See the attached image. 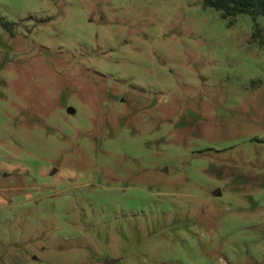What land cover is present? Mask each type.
Returning <instances> with one entry per match:
<instances>
[{
  "label": "rangeland",
  "instance_id": "374dc122",
  "mask_svg": "<svg viewBox=\"0 0 264 264\" xmlns=\"http://www.w3.org/2000/svg\"><path fill=\"white\" fill-rule=\"evenodd\" d=\"M107 261L264 264V16L0 0V264Z\"/></svg>",
  "mask_w": 264,
  "mask_h": 264
},
{
  "label": "trees",
  "instance_id": "16d2710c",
  "mask_svg": "<svg viewBox=\"0 0 264 264\" xmlns=\"http://www.w3.org/2000/svg\"><path fill=\"white\" fill-rule=\"evenodd\" d=\"M205 6L220 11L231 23L239 15L264 16V0H205Z\"/></svg>",
  "mask_w": 264,
  "mask_h": 264
},
{
  "label": "water",
  "instance_id": "95a60500",
  "mask_svg": "<svg viewBox=\"0 0 264 264\" xmlns=\"http://www.w3.org/2000/svg\"><path fill=\"white\" fill-rule=\"evenodd\" d=\"M68 111L71 112V113L74 112V110H73L72 108H70ZM216 195H221L220 190H218V191L216 192ZM113 263H115V261H107V262H106V264H113Z\"/></svg>",
  "mask_w": 264,
  "mask_h": 264
}]
</instances>
